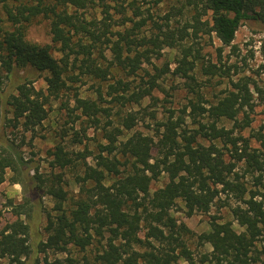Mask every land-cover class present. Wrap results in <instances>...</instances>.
Returning a JSON list of instances; mask_svg holds the SVG:
<instances>
[{
    "label": "trees",
    "instance_id": "16d2710c",
    "mask_svg": "<svg viewBox=\"0 0 264 264\" xmlns=\"http://www.w3.org/2000/svg\"><path fill=\"white\" fill-rule=\"evenodd\" d=\"M185 1L195 11L196 24H201L199 17L210 14L208 33H213L224 47L231 46L243 22L264 25V0ZM88 3L0 0V99L6 96L5 105L10 109L14 128L20 124L31 131L42 124L46 107L70 91L75 92L72 85L86 78L98 83L96 100L80 98L78 92L70 100L88 124L81 127V136L86 138L89 127L100 128L105 141L98 145L91 164L87 162L91 153L86 147L83 152L70 153L59 143L49 151L51 170L73 173L78 191L71 195L60 174L52 171L42 175L38 167L27 165L14 145L2 147L0 185L10 171L12 182L20 183L25 194L21 203L8 205L15 220L0 230V259L21 262L35 251L27 243L28 218L35 216L33 208L39 207L34 201L36 195H46L52 208L46 211V240L36 250L38 253H66L73 248L85 253L82 264H179L181 260L188 264H264V132L254 135L258 149L250 145L249 139L234 134L239 112L252 110L250 89L235 85L237 91H229L208 109L190 104L191 115L202 110L209 119L193 122L191 129L182 127V117L179 125L173 116L156 122L154 113H150L155 121V136L139 132L125 136L135 126V115H120L118 109L113 114L117 121H113L110 108L101 106L104 98H110L109 102L119 108L140 104L151 98L158 77H152L143 89L138 84L130 87L129 82L122 80L106 84L107 76L115 69L125 72L128 78L138 76L141 61L139 54L131 55L134 41L129 39L130 32L111 31L106 7L100 21H88L78 14ZM37 18L48 21L53 45H38L26 39L27 26ZM186 28L170 29L147 41L143 38L136 46L151 44L157 49L178 50L173 74L193 80L190 73L195 56L183 45L188 36ZM104 49L112 55L107 65L103 62ZM262 50L264 56V41ZM15 72L24 75L14 84V93L3 95L6 81ZM34 74H46L45 92L33 87ZM253 90L261 93L255 85ZM222 120L235 125L226 129L218 124ZM249 125L243 121L237 132ZM73 142L82 144L83 139L77 136ZM29 170L34 171L32 176ZM161 175L166 176L167 182L151 192V182ZM247 177L252 180L253 191L245 187ZM178 203L188 217L209 214L213 206L218 210L228 208L237 227L213 218L209 231L197 237L198 246L209 245L212 250L200 253L196 260L191 251L193 233L185 224H177L171 214ZM93 246H97L96 251L88 252ZM67 262L74 264L70 259Z\"/></svg>",
    "mask_w": 264,
    "mask_h": 264
},
{
    "label": "rangeland",
    "instance_id": "374dc122",
    "mask_svg": "<svg viewBox=\"0 0 264 264\" xmlns=\"http://www.w3.org/2000/svg\"><path fill=\"white\" fill-rule=\"evenodd\" d=\"M88 6L78 14L86 20L100 21L103 18L102 10L106 7L109 13V20L113 27L111 31L122 33L128 30L129 39L132 42V54H139L141 61V71L134 77H126L125 72L118 73L117 69L113 70L107 76L106 84H113L117 80L127 81L130 87H136V84L146 88L149 86L147 81L152 77H158L157 85L153 89L151 98H145L140 104H131L123 108L115 107L111 104L110 98L105 97L101 106L110 108L113 121L117 117L113 114L121 109L120 115L125 116L128 112L135 115V126L125 136L139 132L142 135L155 136V121L149 116L154 113L156 122H164L167 117L173 116L172 120L181 125L179 120L182 117L183 128H193V122L209 120L202 110H196L191 115L190 104H197L202 109H208L215 105L218 99L225 97L229 91H237L234 86L247 85L252 94V110L245 109V113L239 112L237 118L238 124L222 120L219 125L226 129H231L234 125V134H241L242 137L249 139L253 148H259V144L254 141V135L260 130L264 132V56L262 45L264 41V25L252 21L243 22L238 28L234 41L230 47H224L215 38L214 34L208 33L211 27L210 14L201 16V24H196L193 20L195 11L187 6L185 0H163L155 3L156 0H88ZM0 17L3 18L2 13ZM8 28L7 24H4ZM187 26V37L183 41L184 48L190 49L194 57V68L190 75L193 80L176 76L174 69L177 66L176 60L179 51L171 48L157 49L147 44L143 47H137L136 43H142L144 38L147 41L153 36H161L167 30L174 28H184ZM26 39L29 42L38 45H53L49 34L48 21L43 18H37L26 29ZM115 39V38H114ZM149 51L145 54V51ZM153 52V53H152ZM105 61L107 65L112 60V55L108 49H104ZM144 54V56H143ZM55 57L57 53L53 54ZM139 61V62H140ZM214 66V67H210ZM23 72H15L10 81H6L4 94L14 93V84L20 80ZM46 74L33 75V87L36 90L45 92L44 77ZM98 83L95 80H86L82 78L76 82L75 92H78L80 98L96 100L94 93ZM253 85L257 86L261 93L257 94L253 90ZM104 87V85H102ZM106 87V86H105ZM106 91V88L103 89ZM74 90L66 96L52 102L46 107V119L39 126L31 131H26L19 124L14 128V122L11 121L12 115L8 106L5 105V97L0 99V154L2 147L5 145H14L19 151L21 157L27 162L29 167H38L42 175H50L51 170L49 163V151L55 144H62L70 153L83 152L84 147L91 153L87 162L92 163L91 158L98 153V145H104L100 128L95 130L89 127L86 130V138L81 136V127L88 125L80 116V109L74 110L76 104L72 99ZM67 103V104H66ZM184 109L186 112L183 113ZM198 112V113H197ZM70 113V116H68ZM201 114V115H199ZM76 117H79L77 120ZM104 121V119H103ZM243 121L250 122V125L238 133L239 125ZM83 123V124H81ZM83 139L82 144L74 143L77 136ZM152 156L156 152L152 151ZM60 174L66 183L65 189L70 193L78 191L74 183V175L69 170L53 171ZM242 172V171H240ZM29 176L34 174L33 170L28 171ZM14 176L10 171L6 172L5 180L0 185V230L7 224L15 220L9 203L19 204L23 200L25 189L20 183H13ZM167 182L165 175H161L158 180L151 182L150 190L155 191L164 186ZM248 191H253L252 180L246 178ZM39 207H34L35 216H29V234L27 243L33 250L39 249L41 243L45 242L46 234L44 227L46 225V211L52 208V201L46 195H36L35 200ZM230 203L234 205L231 199ZM177 224L183 223L193 233L191 251L197 260L200 253H210L212 250L209 245L198 246L197 237L209 231L210 222L213 218L217 222H231L237 227L228 208L217 209L213 206L209 214H193L186 216L185 210L180 203L171 211ZM26 217L22 216L21 220L25 221ZM238 230V228H237ZM142 231L141 235H144ZM198 244V245H197ZM96 245V244H95ZM97 246L88 249V252L94 253ZM33 251L32 254L21 262H14L10 259H0V264H69L68 259L73 260L74 264H82L83 252L69 248L66 253H57L53 250H47L44 253ZM264 260V259H263ZM179 264H188L179 261Z\"/></svg>",
    "mask_w": 264,
    "mask_h": 264
}]
</instances>
